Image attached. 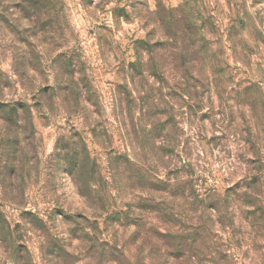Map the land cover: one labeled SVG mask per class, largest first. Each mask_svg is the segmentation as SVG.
<instances>
[{
	"label": "rangeland",
	"instance_id": "obj_1",
	"mask_svg": "<svg viewBox=\"0 0 264 264\" xmlns=\"http://www.w3.org/2000/svg\"><path fill=\"white\" fill-rule=\"evenodd\" d=\"M157 7L166 41L174 14L179 24L203 27L210 48L209 92L195 120L173 112L181 137L169 160L171 170L192 174L197 201L210 195L215 207L202 213L205 205H195V248L202 264H264V0H0V264H115L100 256L98 242L117 235L136 244V217L128 226L115 221L127 203L115 186L125 185L128 198L138 186L159 187L169 170L158 149L130 142L138 107L133 102L128 118V74L120 69L135 59L146 13ZM41 47V58L31 57ZM61 56L77 67L73 79L60 80L92 94L87 113L58 88L51 109L38 94L57 85L53 63ZM165 73L167 94L183 71ZM13 107L30 117L22 127ZM180 107L187 113L189 104ZM75 149L80 168L71 171ZM126 155L150 168L112 159Z\"/></svg>",
	"mask_w": 264,
	"mask_h": 264
},
{
	"label": "trees",
	"instance_id": "obj_2",
	"mask_svg": "<svg viewBox=\"0 0 264 264\" xmlns=\"http://www.w3.org/2000/svg\"><path fill=\"white\" fill-rule=\"evenodd\" d=\"M49 5L53 6L51 3ZM34 6L40 8L42 3H35ZM161 13L162 10L159 7L146 13V25L144 27L146 37L135 42V59L128 64L123 62L120 70L128 74L123 85L127 97L126 106L129 111L128 115L125 109V114L128 115V118H134L133 102L136 101L138 107V118L136 119L137 122H135V119L133 121L132 136L129 137L130 142L133 138L137 142L142 139L141 143L150 146L151 150L153 147V149H158L162 160L166 162L164 169L169 170V173L165 179H158L159 187L156 188L154 185L148 189L138 186L133 188L128 198L125 197L127 189L125 185L115 186L121 199L127 201V203H124L122 211H116L115 221L122 222L121 225L123 226H128L126 222L130 221L131 214H133L136 221L130 225L135 226L136 229L134 240L136 244L139 242V245H142L138 250L136 244L134 246L133 244L130 246L127 242L120 244L117 235H114L110 241L102 240L98 242L101 250L100 256L107 258V262L115 264H122L127 258L133 260L135 264H202L200 254L195 248V240H197V237L194 238L195 223L193 215L195 205L197 203L205 205L201 211L202 213L215 209L209 202L210 195H207L205 200L197 201L200 198L196 194L192 174L188 172L189 170L186 171L187 174L184 177L179 172L180 166H175L176 169L174 170H171L169 166V160H173L178 156L179 139L181 137L179 133L181 132L179 127L181 121L173 116V112L176 111L181 117L186 116L195 120L198 118L196 109L199 107V102L204 104V94L209 92V81H205L208 71L204 64V61L207 62V57L209 58V43L205 40V37L203 38V27L198 24H179L177 16L174 14L169 17L171 33L166 41L163 35L160 34L164 25V21L159 19ZM102 47L103 45H101V49ZM37 50L39 51H32L31 57L36 55V59L39 60L44 53L42 51L44 49L41 47ZM26 55L29 54L25 53V57ZM66 60L65 56H61L53 63L57 85L55 87L42 85L39 87L38 94L42 97V101H45V106L51 109L52 100L49 94L51 92L55 93L58 88L63 92L65 101L76 95L77 106H82L84 112L87 113V109L94 106L89 103L92 100L90 91L85 90V87H81L80 83L77 87H72V82L65 83L60 80V75L66 73L72 79L76 75L77 63L71 57L70 60ZM28 64L29 69L31 68L30 61ZM168 68H173L175 72L177 69H182L183 74L180 77L173 76L175 80H178L175 81L176 89L173 90L172 87L169 93L165 94L163 88L168 84L165 75ZM88 93V99L85 102L82 101L83 95L85 96ZM182 104H189V108L186 110L187 113H185L183 107H180ZM13 111L11 114L14 117L11 118L16 119L21 127L30 118L27 117V114L19 112L17 107H13ZM22 133L26 136L24 130ZM94 137L98 138L96 135ZM60 151L58 148L57 152ZM73 151L70 155L75 157L74 161L76 163L68 162V166L71 169L73 168L71 171L80 168L78 150ZM70 155L66 152L63 159L68 158L69 160ZM61 156V153H59V157ZM112 159L114 161L120 160L122 164L126 162L133 163L142 169L143 167L145 169H147L146 167L150 168L146 163L142 164L139 160L135 158L134 160L128 155L113 157ZM186 206H189V209ZM176 208L178 209L176 210ZM133 209L134 211H132ZM219 211L222 214V211ZM205 215L207 214L204 213ZM143 227L144 230L141 231ZM207 253L212 259L213 256L209 255V251ZM208 262L213 263L212 261Z\"/></svg>",
	"mask_w": 264,
	"mask_h": 264
}]
</instances>
